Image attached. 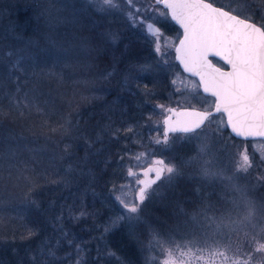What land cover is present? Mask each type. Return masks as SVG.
Wrapping results in <instances>:
<instances>
[{
	"label": "trees",
	"instance_id": "16d2710c",
	"mask_svg": "<svg viewBox=\"0 0 264 264\" xmlns=\"http://www.w3.org/2000/svg\"><path fill=\"white\" fill-rule=\"evenodd\" d=\"M54 1L0 0V264H73L77 242L91 248L83 264H140L139 242L151 229L174 230L182 207L195 208L205 196L182 175L162 200L144 203L134 230L123 223L104 231L119 209L113 193L124 155L146 140L158 105L168 102L171 63L160 66L151 45L129 33L113 48L96 49L86 73L100 78L102 91L83 101L72 81L85 72L56 65L68 59L48 42L42 8ZM255 1L239 14L264 24V0ZM19 54L25 59L13 66ZM176 151L180 163L184 152ZM66 252L72 257L61 259Z\"/></svg>",
	"mask_w": 264,
	"mask_h": 264
},
{
	"label": "rangeland",
	"instance_id": "374dc122",
	"mask_svg": "<svg viewBox=\"0 0 264 264\" xmlns=\"http://www.w3.org/2000/svg\"><path fill=\"white\" fill-rule=\"evenodd\" d=\"M67 1L59 2V0H55L49 3V5L47 4L45 8L43 6L42 15L47 14V17H45L46 26L49 29L47 32L51 35L48 42H50V45L52 44V49L58 52L59 57H67L68 59L67 61L57 59L55 61L56 65L68 67L72 74L76 70L77 72L80 70L85 72V76L78 77L77 81H75L76 79L72 81V84L80 83L78 85L80 89L78 98L83 101L85 99L90 100V97L95 93L102 91V87L98 83L100 78H97V76L89 77L86 73L95 66L93 59L97 57L98 51L96 49L100 46L104 48V51L107 48H113L120 43L121 38L127 34L129 35V33L151 45L152 52L155 55L154 58L160 66L163 65L162 67L167 68L169 63H171V67L168 68L169 72H171V89L168 92V102L162 104L165 106L164 109L158 108V115L152 119L153 127L148 128V134L145 136L146 140L142 141L141 138L143 137H140L137 140V144L128 148L127 153H125L124 156L126 158L122 162L124 164V178L118 182L117 186L119 187L113 193V200L116 201L114 199L115 196H121L127 202H133L138 192L136 181L138 179L152 178L154 174H149V176L133 175L129 177V170L134 174L140 173L154 166L156 159H162L165 163L174 164L178 168L179 174L174 175L171 181L165 180L162 177L149 190V198L143 202L141 207L147 200H150V203L156 199L161 198L162 200L167 195L168 188L182 175L197 182L199 191L205 190L203 191L205 192V196L202 197L201 201L196 203L195 208L186 210L182 207L181 211L178 209L181 216L180 221L176 222L174 230L171 229L170 232L158 234V232L154 231V227L153 230L151 229V233H149L146 241L139 242L143 250V261L140 264H152L153 258L155 264H161L166 259L168 249H175L176 245L183 246L187 241L192 240L207 241L209 244L213 241H219L221 249L230 244L233 247L239 245L243 248L244 234L249 231L248 228H242L238 232L224 228L220 234H215V226L213 225L212 228H208L204 221V215H215L216 217L230 216L233 220L240 218L243 215V208L237 209L233 203H230V201L239 202L241 199V193L234 192L233 190L232 186L236 185L244 189V197L255 202L259 209L256 222L264 226V208L260 207L264 206V181L260 179L264 177V140L259 138L248 140L236 139L229 133L228 127L225 128L224 123H222V121H226L225 115L218 113L214 114L209 121H206L202 129L197 130L200 133L199 138L195 136L189 138L187 134L183 133H169V144L167 146L157 145L154 141L158 138L162 139V133L165 131L163 121L167 114H169L166 109L172 107L210 109L214 105L213 101H215L214 97L204 94L201 88L196 86L198 83L197 78L188 75L181 68H173V60L177 62L175 58V46L182 35L181 30L175 31L174 28L168 30L171 28L173 22L170 19V14L167 17H160L158 13L147 12L143 13L145 19L143 24L133 21L128 15L129 6L123 0H120V9L104 14L99 13L94 5H89L87 0ZM145 2L147 4H154V0H137L135 7L143 9ZM68 4H74L75 8L66 7ZM220 6L241 14L245 13L248 2L247 0H225L223 5ZM156 7L158 11H168L162 5ZM73 12L76 13L74 20L72 16ZM121 12L124 14H121ZM154 21H162L157 26L161 28L163 34V39L159 41L164 53L163 56L154 51L156 40L147 32L146 25ZM13 59H15L13 66H19L22 64L21 60L25 59V57L19 54V56ZM101 75L105 78L104 74ZM78 87L74 88L75 91ZM96 97L99 96L96 94ZM201 145L206 146V153H198ZM178 147L182 148V152H184L180 163L176 162V157H174ZM244 151L247 152L252 162V167L247 173L237 174L231 182L227 179H205L202 176L201 169L205 166L204 162L210 161V170H220L223 172L224 177H232L235 172V161L239 160V153ZM136 157H139V159H136ZM188 161L191 162L189 163ZM66 168L65 172L69 173L71 166L69 165ZM123 213L124 210L119 205L117 214L113 215L108 222L110 223L112 219ZM139 216L141 219V210ZM135 225L136 223L131 226L132 230H134ZM77 243L74 250L78 255L73 261L71 259L69 261L77 264L79 260L80 264H83L88 258L87 256L90 255L91 248L84 247L83 244L85 242ZM77 246H79L81 251H77ZM197 247H204V244L201 243ZM244 250L247 251L246 248ZM193 251L195 252V249ZM199 255L201 254L195 253V256ZM204 255L206 258L208 257V253H204ZM228 255L232 256V253L229 252ZM68 257H72L71 252L64 253L60 258L65 260L69 259ZM182 259L188 262V264H204V261L196 260L194 257L190 258L186 256ZM219 259V257L215 258L217 264Z\"/></svg>",
	"mask_w": 264,
	"mask_h": 264
},
{
	"label": "snow or ice",
	"instance_id": "6c2138e0",
	"mask_svg": "<svg viewBox=\"0 0 264 264\" xmlns=\"http://www.w3.org/2000/svg\"><path fill=\"white\" fill-rule=\"evenodd\" d=\"M123 2L129 6L128 15L131 19L140 24L145 22L143 13L154 12L160 17H167L168 11H158L156 7L161 4L165 5L166 9L170 10L171 19L183 28V38L180 39L179 46L175 48L178 53L177 59L188 72L199 76L200 79L196 86H202L205 93H211L215 97L214 112L226 114V121H222L225 128L230 126L237 136L264 137V24L253 23L250 17L241 18L240 15H234L231 10L214 6L208 0H154V4L145 2L143 9L135 7L137 0H123ZM87 3L94 5L96 10L102 14L121 8L120 0H87ZM66 7L75 8V5L68 4ZM121 14L124 13L121 12ZM72 16L74 20L76 13L73 12ZM158 23L162 21L148 23L146 27L148 34L156 40L154 51L163 56L164 53L159 43L163 39V34L161 28L157 26ZM210 54L226 61L231 66V71L225 72L216 68L208 59ZM158 107L165 108L164 105H158ZM166 110L176 112V109L172 108ZM179 115L188 116L191 119L173 123L171 118H166L163 124L167 127L162 133V139L158 138L154 141L157 145L167 146L169 133H183L189 138L192 136L199 138L200 133L197 130L202 129V125L209 121L214 113L191 110L181 112ZM126 131L131 132L132 129L129 128ZM198 153H206V146L201 145ZM204 163L205 166L201 172L205 179H227L229 182L237 174L247 173L252 167L246 151L239 153V160L235 161V172L232 177H224L220 170H210V161ZM149 174H154V178L136 181L138 192L133 202L129 203L121 196L114 197L122 206L124 213L110 221L104 229L105 233L125 222L129 226L140 222L139 212L143 202L149 198V190L162 177L171 181L174 175L179 174V170L174 164L156 159L154 166L140 173L134 174L131 170L128 172L129 177L149 176ZM260 179L264 181V177ZM232 187L234 192L241 193V199L239 202L230 201V203H233L237 209L243 208V215L233 220L230 216L216 217L205 214L204 221L208 228L215 226V234H220L224 228L233 232L248 228L249 231L244 234V247L239 245L233 247L230 244L221 249L219 241H213L211 244L207 241H187L183 246L176 245L175 249H168L166 259L161 264H178V262L188 264L182 259L186 256L202 260L204 264H217L215 260L217 257L220 258L218 264H264V226L256 222L259 209L255 202L244 197V189L236 185ZM260 207L264 208V206ZM80 215L83 216L85 213L81 212ZM201 243L204 247H197ZM245 248L247 251L244 250ZM77 251H81L79 246H77ZM229 252L232 256L228 255ZM195 253L201 255L195 256ZM204 253H208L207 258ZM49 255L54 256L55 254L50 251ZM109 255L115 256L114 253H109ZM77 264H80L79 260ZM152 264H155L154 258Z\"/></svg>",
	"mask_w": 264,
	"mask_h": 264
},
{
	"label": "water",
	"instance_id": "95a60500",
	"mask_svg": "<svg viewBox=\"0 0 264 264\" xmlns=\"http://www.w3.org/2000/svg\"><path fill=\"white\" fill-rule=\"evenodd\" d=\"M208 2H212V1L208 0ZM212 3H213L214 6H216V7H223V6H220V5H218V4H215L214 2H212ZM161 5H162L163 7L166 8L165 5H163V4H161ZM223 8H225V7H223ZM225 10H229V9L225 8ZM168 12H169V14H170V10H168ZM233 14H234V15H239V14H237V13H235V12H233ZM240 16H241V15H240ZM170 17H171V15H170ZM241 18H245V17H244V16H241ZM170 19H171V18H170ZM172 21H173V20H172ZM251 21H252L253 23H256V24L259 25V23L255 22L254 20H251ZM173 22L177 25V27H179V29H180L181 32H182V35H181V37L178 39V42H177V44H176V46H179V41H180V39L183 38V28H182L181 25H179L177 22H175V21H173ZM176 46H175V48H176ZM177 57H178V53H177L176 50H175V58H176V60H177V62H178V64H179L180 68H181L184 72H186L188 75L197 78V80H198V82H199V79H200L199 76L195 75L194 73H190V72H188V71L184 68V65L180 62V60L177 59ZM208 59L212 62V64H213L216 68H220L222 71H225V72L231 71V66L228 65V64L226 63V61H224L221 57H217V56H214V55H211V54H210L209 57H208ZM215 59L219 60L223 65L220 64V63H218V62H216ZM200 88H201V91H202L204 94L214 97L211 93H205V92L203 91V87H202V86H200ZM214 99H215V97H214ZM213 102H214V101H213ZM172 109H176V112H175V113L169 112V114H167V116L164 118V120H165L166 118H171V121H172L173 123H175V122H177V121H185V120L191 119V117L184 116V115H179V113H181V112H185V111H191V110H196V111H210V112H213L214 114H218V113H215V112H214V109H215V103H214L213 107L210 108V109H200V108H193V109H192V108H176V107H172ZM224 115H225V118L227 119L226 114H224ZM202 126H203V125H202ZM166 127H167V126L164 125V130L166 129ZM228 129H229V131H230L229 133H231L233 136H235V137H237V138H240V139L248 140V139H256V138H259V139H263V140H264V137H243V136H237L235 133L232 132L230 126L228 127ZM152 178H154V176H153ZM149 179H150V178H149Z\"/></svg>",
	"mask_w": 264,
	"mask_h": 264
},
{
	"label": "flooded vegetation",
	"instance_id": "af4514ba",
	"mask_svg": "<svg viewBox=\"0 0 264 264\" xmlns=\"http://www.w3.org/2000/svg\"><path fill=\"white\" fill-rule=\"evenodd\" d=\"M216 60V62H218V63H220V64H222L219 60H217V59H215ZM223 65V64H222Z\"/></svg>",
	"mask_w": 264,
	"mask_h": 264
}]
</instances>
